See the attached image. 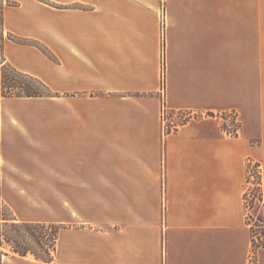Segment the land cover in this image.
Returning <instances> with one entry per match:
<instances>
[{
  "label": "crops",
  "instance_id": "1",
  "mask_svg": "<svg viewBox=\"0 0 264 264\" xmlns=\"http://www.w3.org/2000/svg\"><path fill=\"white\" fill-rule=\"evenodd\" d=\"M3 57L52 95L0 99V183L44 184L61 224L29 264H247L246 167L264 173L261 0H165V102L214 113L163 136L159 0H8ZM236 110L239 133L219 113ZM21 198V197H20ZM264 264V247L257 251Z\"/></svg>",
  "mask_w": 264,
  "mask_h": 264
},
{
  "label": "trees",
  "instance_id": "2",
  "mask_svg": "<svg viewBox=\"0 0 264 264\" xmlns=\"http://www.w3.org/2000/svg\"><path fill=\"white\" fill-rule=\"evenodd\" d=\"M9 2L0 3V99L3 97H29L52 95L50 88L41 79L31 74L22 72L5 61L3 57V42L6 38L19 42H26L14 34L10 37L3 35L4 8ZM213 115L211 112H208ZM259 166L258 162H255ZM249 166V165H248ZM246 167L252 169L254 175L251 178L246 173L245 182L251 186H245L243 194L245 218L247 223L250 216V209H254L258 204L264 209V174L257 172L256 167ZM260 168V167H259ZM261 169V168H260ZM1 185V184H0ZM261 222L258 227V238L251 228V248L256 252L264 247V216L255 215ZM61 224L54 221H27L17 219L11 211L7 212L6 206L0 199V264H3V256L10 253L19 256L31 255L34 259L41 262H51L54 259L59 238ZM251 249V250H252Z\"/></svg>",
  "mask_w": 264,
  "mask_h": 264
},
{
  "label": "rangeland",
  "instance_id": "3",
  "mask_svg": "<svg viewBox=\"0 0 264 264\" xmlns=\"http://www.w3.org/2000/svg\"><path fill=\"white\" fill-rule=\"evenodd\" d=\"M7 2L8 0H3V4ZM0 3H2V0H0ZM261 15L264 16V0H261ZM0 33L2 34V30H0ZM3 35L5 37L7 36L10 37L9 33L6 32L5 30L3 32ZM195 114L198 115L200 114V112H194L193 115ZM207 114L201 113V115L204 116H208ZM212 114H213L212 116H214V113ZM248 165L249 163H247V166ZM248 172L249 170H246L247 175H249ZM252 172L254 173V171ZM261 173L262 175L264 174L262 170ZM0 184H1L0 199L2 200L3 204L6 206L7 212L11 211L12 214L19 220L42 219L44 209L42 207V199L40 198V196H42L44 184H26V189L21 188L19 184H15V183H0ZM245 186H251V183L250 182L246 183ZM250 214H252L253 216H250L248 222L255 232V237L258 238L257 232L259 229L257 225L260 224L261 222L257 219L255 215L260 214L264 216V209L257 204L254 209H250ZM251 251L253 252L254 250L252 249ZM255 256L257 257V252ZM34 262H39V261L34 259L31 255L19 256L10 253L7 256H3V264H29Z\"/></svg>",
  "mask_w": 264,
  "mask_h": 264
},
{
  "label": "built area",
  "instance_id": "4",
  "mask_svg": "<svg viewBox=\"0 0 264 264\" xmlns=\"http://www.w3.org/2000/svg\"><path fill=\"white\" fill-rule=\"evenodd\" d=\"M159 24H160V42H161V85L159 88V94L161 97V111L160 119L163 136L176 131L180 125L187 123L192 119L201 118L204 115H193L194 110L190 109H171L167 107L165 102V40H166V26H167V13L165 8V0H159ZM207 114V113H206ZM208 116H212L209 113ZM220 118L221 130L229 136H235L239 133L240 120L236 110H230L218 114ZM249 168L256 167L257 172H261L260 166H257L255 162L249 161ZM252 178L254 173L250 169L248 172ZM247 264H257V258L251 251L249 254Z\"/></svg>",
  "mask_w": 264,
  "mask_h": 264
}]
</instances>
